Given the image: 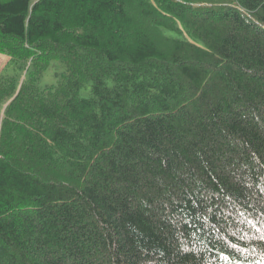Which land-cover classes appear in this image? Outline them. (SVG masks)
I'll return each mask as SVG.
<instances>
[{
  "label": "trees",
  "instance_id": "1",
  "mask_svg": "<svg viewBox=\"0 0 264 264\" xmlns=\"http://www.w3.org/2000/svg\"><path fill=\"white\" fill-rule=\"evenodd\" d=\"M0 54V264H264V0H0Z\"/></svg>",
  "mask_w": 264,
  "mask_h": 264
},
{
  "label": "crops",
  "instance_id": "2",
  "mask_svg": "<svg viewBox=\"0 0 264 264\" xmlns=\"http://www.w3.org/2000/svg\"><path fill=\"white\" fill-rule=\"evenodd\" d=\"M9 62V58L0 54V74L2 72L3 67L6 65V63Z\"/></svg>",
  "mask_w": 264,
  "mask_h": 264
},
{
  "label": "rangeland",
  "instance_id": "3",
  "mask_svg": "<svg viewBox=\"0 0 264 264\" xmlns=\"http://www.w3.org/2000/svg\"><path fill=\"white\" fill-rule=\"evenodd\" d=\"M8 63H9V62H8ZM8 63H6V65L3 67L2 72H5V69H6L7 65H8ZM8 69H9L10 71L12 70V68H10V67H9ZM2 72H1V74H2ZM1 74H0V75H1ZM87 93H88V91H86V90L83 91V95H84V96H87Z\"/></svg>",
  "mask_w": 264,
  "mask_h": 264
},
{
  "label": "bare ground",
  "instance_id": "4",
  "mask_svg": "<svg viewBox=\"0 0 264 264\" xmlns=\"http://www.w3.org/2000/svg\"><path fill=\"white\" fill-rule=\"evenodd\" d=\"M106 89V88H105Z\"/></svg>",
  "mask_w": 264,
  "mask_h": 264
}]
</instances>
